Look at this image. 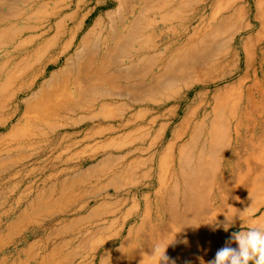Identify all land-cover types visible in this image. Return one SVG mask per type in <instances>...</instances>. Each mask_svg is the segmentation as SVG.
I'll return each mask as SVG.
<instances>
[{"label":"crops","instance_id":"crops-1","mask_svg":"<svg viewBox=\"0 0 264 264\" xmlns=\"http://www.w3.org/2000/svg\"><path fill=\"white\" fill-rule=\"evenodd\" d=\"M188 4L187 0H0V52L13 59L24 45L28 60L42 56L46 61L41 73L44 84L51 82L48 88L73 84L76 89L63 97L68 105L54 111L50 133H44L50 137L48 144L54 139L42 150L48 163L44 179L35 180V163L32 168L29 163L25 183L0 184V253L11 247L30 250L50 241L61 251L71 243L66 240L70 234L86 236L80 241L92 252L99 245L109 250L115 237L124 235L121 221L140 224L145 198L149 205L166 204L155 190L164 172L172 179L183 140L176 118L181 104L171 95L185 93L184 83L194 77L195 49L189 30L195 27V13L205 8L199 5L195 10L193 2ZM194 98L184 100L190 101L186 108L194 109ZM27 157L31 158L29 152ZM111 172L115 184H104L107 189H102L99 181ZM68 173L74 176L67 177ZM96 186L99 190L93 193ZM113 188L126 190L124 196L109 197L106 191ZM99 194L104 195L101 202L95 201ZM135 208L137 217L132 214ZM96 219L104 222L102 227L82 233V222ZM48 222L55 225L37 235ZM251 223L264 227V209ZM232 234L222 236L216 248L226 246ZM198 260L209 264L210 252L204 251Z\"/></svg>","mask_w":264,"mask_h":264},{"label":"rangeland","instance_id":"rangeland-1","mask_svg":"<svg viewBox=\"0 0 264 264\" xmlns=\"http://www.w3.org/2000/svg\"><path fill=\"white\" fill-rule=\"evenodd\" d=\"M187 2L189 3L188 5H191L193 2L195 10L198 9L199 5H203V7H205L203 12L200 13V11H198L195 13V27L189 30V36H192L191 38H193V45L195 49L194 77L189 79V84L184 83L185 93L180 94V92L176 93L173 91L171 99L173 98L172 101L178 102L179 105H182H180V108H178L176 112V118L178 120L177 122H179L180 128L182 127L183 122L182 117L186 113L195 111L196 109H200V112L196 114L197 118L195 117L194 124L191 128L199 124V119L203 116V114H205L209 121H213L218 115L224 120L225 123L222 126L226 127L228 129V133L230 132V134H228L226 140H221L220 143L216 145V150H214L216 160L212 163L215 162L214 165H222L225 163L228 169L230 168L233 170L230 173V177H224L228 174V172H226L224 176L218 175L214 177L216 174L213 173L214 167L212 166V169L209 170V174L205 173L201 177L203 180L202 185H200V187L203 188L201 190L202 202L199 204H189L187 201L190 197L184 200V188L182 187V184H180L181 182L177 180V177H179V175H176L177 169L173 171L172 179L170 176L167 178L164 172L162 183L155 190V195L160 200L163 196L170 192L168 195H173V199L180 202L179 209L176 205L178 202L174 204L169 202L163 204L164 209L167 211L161 212V210L158 209V202L156 204L149 205L146 204L149 200L145 198V210L149 209L150 215L152 216L151 220L149 222L147 221L146 225L142 229L139 228L142 223L141 220L140 224L138 221H134L133 223H136L133 226L129 224L128 220L124 222L121 221V224L123 223L121 227L122 230H124V235L121 237H115L114 243L109 246V250L105 245H99L98 251L92 252L89 247H86V245L82 244L80 241H85L86 236H83L82 238L79 234H70L66 237V240H70L71 243L67 244L66 247H63L61 251L57 245L52 243V241L48 242L46 246H32L30 250L22 246L11 247L7 249L8 251L6 250L5 252L0 253V264H64V261H66L67 264H132L133 255L138 252L137 250H143V248H132V255H128L129 252H127V249L125 251L121 249L124 244H122V242L127 235H133L138 230L144 241L145 237L147 238L145 245L150 247L156 244V234L160 235V231L152 232L153 228L163 229L165 233L167 232L171 235L170 240L172 235L176 232V242L173 243V246L180 249L182 248L185 251V255L181 256L180 254H177L175 257L167 255L171 261L175 262V264H202V262L198 260V257L199 255L201 256L204 251L210 252L208 246L205 245L207 248L204 247L201 250H193L194 253L191 254V256L186 254L185 246L188 245L190 240L194 239L195 241H198L204 236L202 218L207 213L214 212L215 209L219 208L218 205L221 202H219V200H214L216 199V196L218 198L221 196L223 200L226 199V201L230 202L232 199L236 200V180L238 177H243L245 175L247 176V185L251 186L254 184L257 188L256 190L247 193L245 196L247 203L250 204V208L245 210L243 207H237L232 214H227L229 215V220L233 218V221L227 231H225L223 227L213 231V225L211 224V233L209 235L211 236L210 255L212 260L215 258V254L218 251L216 244L222 236L231 235L232 233L245 228L248 229V227H244V224L247 223L246 225L251 226V219L260 215V212L264 209V207H260L261 209L255 211L254 214H252L251 210H254L257 201L260 199L264 200V172H262L263 165L260 161V155L263 152L262 144H264V119L262 118L259 121V124L261 125L259 131L252 128L256 127L254 122H252V127L247 124H245L244 127H241V130L239 131L242 134L246 133V143H244L241 150L234 152L232 150L235 144H238V140L235 139V136L232 133L235 130V127L238 126L237 119H233L235 111L234 109L233 111L230 110L228 107L227 110L225 108V110H221L223 113L221 111L220 113L215 108H218V101L226 98L228 95H231V98L235 99V97H239L238 93H242L241 91L245 92L246 89L248 90V87L250 88L255 83H262L264 79V72L260 71V62L264 57V30L262 29L263 25L260 24L259 21H256L257 17L255 10V3L257 7V2L261 3L262 0H239V7L237 8H240V12L237 14L234 13V10L229 12V14L228 12L218 14V12L222 11L225 6L228 7L232 0H187ZM234 15L240 19V23L238 25L224 26L221 24L224 17L230 19ZM199 22H205L210 26L209 28H201L198 25ZM234 36L235 38L232 39ZM258 39L261 40V42L259 45H256V41ZM251 41H253L256 45V54L253 59H251L254 60V62L248 60L246 54L250 51V47H248L246 51L243 49ZM18 49L20 53H15L13 55V59L9 55L2 54L4 52H0V184L11 180L18 181L19 183H25L27 181V166L29 163L31 168L33 163H35V180L38 181L44 179V168H48V163L42 158V150L46 147L49 148V144L52 140H54L51 138V141L48 144L50 137H48V135L47 137H44V133H50L49 128L51 126L49 123L51 121L50 117L55 115L54 106L57 105L55 111L59 110V103L64 105L62 107L65 108L68 104L63 97L66 98L69 96L68 90L70 93L75 91V86L73 84L70 85L72 86L70 88L66 84H64L62 88L58 87L59 84L52 86V88H48L51 85L50 82L45 85L42 82L43 75L37 76L42 74L41 71L43 70L46 61L42 60V56H36L34 60H28L26 58V53H23L22 51V49H24V45H20ZM33 53L34 52H31L30 54ZM247 61L248 63L250 61V64H246ZM57 65L58 64H55V66ZM30 67H32V71H28V73L24 72ZM180 82H182L181 79L179 80V83ZM194 82L195 85L192 87ZM6 83L9 84L6 85ZM242 83L243 89L236 91L239 90L238 88ZM171 87L172 86L170 85L169 89H171ZM180 87L183 88L184 86ZM187 88H189V90ZM26 89H29V91ZM22 90H26V93H20ZM55 92L60 95V99L57 96L58 94ZM193 95L195 97L194 109H191L190 107L186 108L185 103H190V101L184 100L187 97L190 99ZM43 97H53L55 99L53 100L54 102H52V105L49 104L40 106ZM162 103L165 104L166 101ZM243 106L244 105L241 104L240 109H242V111L239 112L240 114L248 112L243 108ZM237 113L238 110H236V114ZM182 139L184 141L182 140V142H180L179 156L182 147L188 148L190 142L188 137H182ZM44 141L45 145H48L44 146ZM224 146H227L230 150H226V147ZM28 152L31 154V158L29 157V160H27ZM251 153H254L255 158ZM178 163H180V160H178ZM256 163H258L259 166L253 169ZM248 169H252V171L245 172ZM70 176H74V173L67 174V177ZM46 179L49 178L47 177ZM52 179H58V177H52ZM118 180L121 181L122 179L119 178ZM99 182L103 186L102 189H107L106 185H112L116 181H113V175L111 172L110 174H106ZM96 188L97 186L92 189L93 193L99 190V188ZM113 189L114 190L108 189L106 192H109V197L115 199L124 196V191H126L121 190L120 192H117L115 188ZM86 190L91 189L88 188ZM180 193L181 195L179 196ZM177 194L178 196H176ZM103 197V194H99L95 197V201L101 202ZM166 200L171 201L169 199ZM176 208L178 209V213L174 212V209ZM115 209L117 213L116 215L118 216L120 214L118 213L120 212L118 206H116ZM135 210L136 208L132 214L134 217H137L138 211ZM235 215L249 216V218L246 219L244 217V219L240 216L235 217ZM70 216L72 215L68 213L67 217L69 218ZM129 217L130 215L127 216V219H129ZM119 218L121 219L122 216ZM221 222L226 223V218L218 217L213 223ZM67 224H69V221H67ZM103 224L104 222L101 219L89 222L83 221L82 233L99 230ZM158 224H160V226H158ZM54 225L55 224L53 222H48L44 225V230H41V233L37 235L41 236ZM127 227L128 229H126ZM116 229L118 228L116 227ZM193 231L194 234L198 233L200 235H192ZM181 240H186L187 243H180L179 241ZM93 242L94 241H92V249L95 246L93 245ZM151 254L152 252H149L147 255L149 256V260L144 262L142 260L135 264H155L153 258L150 257ZM193 256L195 257L194 259Z\"/></svg>","mask_w":264,"mask_h":264},{"label":"bare ground","instance_id":"bare-ground-1","mask_svg":"<svg viewBox=\"0 0 264 264\" xmlns=\"http://www.w3.org/2000/svg\"><path fill=\"white\" fill-rule=\"evenodd\" d=\"M238 1L239 0H234V1L232 0V2L229 4V6L228 7L225 6V8L222 11H219L218 14L219 13H222V12H224V13H227L228 12V14H229V12H231L233 10L235 11L234 13L237 14L238 12H240V8H237V7H239L238 6L239 5ZM257 4L258 5L256 7V3H255L256 17H257L256 18V21H259L260 24L263 25L262 29L264 30V12H263V10H264V0H262L261 3H258L257 2ZM218 18H220V17H218ZM239 23H240V19L238 17H236V15H234L230 19L224 17V19H223V21H222L221 24H223L224 26L225 25L235 26V25H238ZM234 38H235V36L232 39H234ZM260 42H261V40L258 39L256 41V45H259ZM256 45H255V43L253 41H251L248 45H246L243 48L246 51L248 49V47H250V51H248L246 53L247 54V57H248V60L253 59V57L255 56V54H256V51H255ZM252 46H254V47H252ZM90 60H91V58H90ZM260 60H261V58H260ZM251 61L254 62V60H251ZM247 63H248V61L246 62V64ZM248 64H250V61H249ZM28 71H32V67L27 68V70L24 71V72H27L28 73ZM260 71L261 72H264V57L262 58V60L260 62ZM41 75L42 74H39L37 76H41ZM263 76H264V74H263ZM189 77H190V75H189ZM243 83H244V81H243ZM243 83L239 86V88H238L239 90H236V91H240V90L243 89ZM7 84H9V83H6V85ZM194 85H195V82L192 84V87ZM187 89L189 90V88H187ZM26 90L29 91V89H26ZM26 90H24V91L22 90L20 93H26ZM57 90H58V88H57ZM57 92H55V93H57ZM241 92L242 93H238L239 94V97H235V99L231 98V95H228L226 98L218 101V103H219L218 104V108H215L219 112L221 110H223V109L225 110V108L227 110L228 107L230 108V110L233 111V109H234V111H235V115L233 116V119L234 118L237 119L238 126L235 127V130L232 133L235 136V139L238 140V144H235V146H234V148L232 150L234 152H237L238 150H241V148L243 147L244 143H246V138H245L246 137L245 136L246 133L242 134L239 131V130H241V127H244L245 124L250 125L252 127V122H254L256 124V127H252L253 129L259 131V129L261 128V125L259 124V121L262 118L264 119V79H263L262 83H260V82L255 83L250 88L248 87V90L246 89L245 92L244 91H241ZM57 96L60 99V95L58 94ZM54 99L55 98H53V97L52 98H45V97H43V99H42V101L40 103V106H42V105H49V104L52 105V102H54L53 101ZM241 104L244 105L243 108L246 109L248 112H246L244 114H240L239 113L240 111H242V109H240L241 108ZM58 105H59L58 106V109L60 110L62 108V111H63L64 107H62V106H64V105H61V103H59ZM56 106L57 105L54 106V109L55 110H56ZM34 109H37V108H34ZM40 109H41V107H40ZM236 110H238V113L237 114H236ZM199 112H200V109H196L195 111H191V112L186 113L182 117V120H183V122H182V128H181L182 129V132L179 131V132H181V134H180V135H182L181 137H188L189 138V141H190L188 148L187 147H182V149L180 150V156H179L180 163H178L179 166H178V168H176L177 169V176L179 175V177L177 178V180L181 182L180 184H182V187L184 188V192H183V196L185 197L184 200L187 199L188 197H190V199H188V201H187V203H189V204L190 203L191 204H193V203L194 204H199L200 202H202V199H201L202 198V196H201L202 195L201 194L202 192H201V190L203 188H201L200 185H202V183H203L202 181L203 180H202L201 177L205 173L209 174V170L212 169V166L214 167L213 168V170H214L213 173L216 174V175H214V177L215 176H218V175L224 176L226 174V172H228V174H227L228 176L225 175L224 177L225 178H229L230 177V173L233 171L230 168L228 169L226 167L225 163L222 164V165H220V164L214 165L215 162L212 163L213 161L216 160V156L214 154V150H216V145H218L221 140H226V137L228 136V134H230V132L228 133V129L226 127H223L222 126L225 123L224 120L218 115L217 118L214 116L215 119L213 121H209L208 118L205 116V114H203V116L199 119L200 120L199 121V124H197V125L193 126V128H191V126L194 124L196 114L199 113ZM214 114H215V110H214ZM228 119H230V118H228ZM35 120H37V119H35ZM226 126H228V125H226ZM247 127H249V126H247ZM181 137H179V138H181ZM261 139H263V138H261ZM224 147H226L225 148L226 150H230V148H228L227 146H224ZM262 148H263L262 149L263 152L260 155V161H261V163L263 165L262 172H264V144H262ZM251 154L255 158L254 153H251ZM248 171H252V169H248L245 172H248ZM214 177H212V178H214ZM246 177H247L246 175L243 176V177H238V179L236 180V185H237V189H236L237 190V193L235 195L236 200L235 199L234 200L232 199V201L230 202V201H226V199L223 200V198L221 196L219 198L216 196V199H214V200L215 201L219 200V202H221L218 205L219 208L217 207L218 209H215L214 212H209L207 214L205 213L206 215L202 218L203 219V226H204V232H203L204 236L201 237L198 241H195L194 239L190 240L189 243H188V245L185 246L186 247V254H189L191 256V254H193L194 251L203 249L205 247V245L208 246V249L210 250V253H211V244H210V237L211 236H209V234L211 233L210 232V227L212 225L209 224V222L213 221L214 219H216L218 217L219 218H226L227 217L229 219V215H227V214H232L237 207H239V208L243 207L245 210H247V209L250 208V204L247 203L245 196H246L247 193L252 192V191L256 190L257 188L254 186V184H252L251 186H248L247 185V181H246V179H247ZM168 193H170V192H168ZM168 193L165 196L162 195L163 197L160 199V202H166L167 201L166 203H169V202H172L174 200V199L170 198L171 196H169ZM180 195H181V193L179 194V196ZM166 199H169L171 201H168ZM174 201H176V200H174ZM179 203L180 202H178L176 204L178 209H179ZM158 204H159L158 205V209H160L161 212H166L167 211L163 207L164 206L163 204H165V203H162V206H161V203H158ZM228 204H231V205H228ZM260 207H264V200H262V199H260L259 201H257V204L254 207V210H251L252 214H254L255 211L260 210L261 209ZM177 208L174 209V212L175 213H178V209ZM237 216H240L242 218L245 217L246 219L249 218V216L246 217V216H241V215H235V217H237ZM151 218H152V216L150 215L149 209H146L145 210V215L141 219L142 223L140 224L141 226L139 228L142 229L146 225V222L147 221L149 222L151 220ZM158 226H160V224H158ZM251 226L254 227L255 226L254 223H252ZM151 228H153V227H151ZM158 231H160V235L156 234L157 235L156 236L157 238L155 237L156 238V243H160V242L167 243L168 241H170V236L171 235L168 234L167 232L165 233L163 229H161V228H153L152 229V232H158ZM148 234H151V233H148ZM146 240H147L146 237H145V241L143 240V238L141 237V233L137 230V232L135 234H133V235H127L125 237L124 241L122 242V244L123 243L124 244L122 245L121 249H123L124 251L127 249V252H129L128 255H132L131 254V249L132 248H135V249L136 248L139 249L141 247L143 248V250L142 249L137 250L138 252L135 255H133L134 257L132 259V264L139 263L142 260H143V262L149 260V256H147V255L149 254V252H152V246L153 245L150 246V247L147 246V245H145L146 244ZM173 245L174 244L172 243V244H169L167 246V248L165 249V254L166 255L173 256V257L177 256V254H180L181 256L185 255V251L182 248L181 249L180 248H176ZM205 248H207V247H205Z\"/></svg>","mask_w":264,"mask_h":264},{"label":"clouds","instance_id":"clouds-1","mask_svg":"<svg viewBox=\"0 0 264 264\" xmlns=\"http://www.w3.org/2000/svg\"><path fill=\"white\" fill-rule=\"evenodd\" d=\"M226 220V223H213L214 219L209 224L213 225V231L221 227L227 231L233 218L229 220L226 217ZM175 233L167 243L160 242L152 246L150 257L153 258L155 264H175L165 254L167 246L176 242ZM179 242L187 243L186 240ZM233 244H235V247H233ZM209 264H264V227H250L246 230L234 232L226 246L216 252L215 258L209 261Z\"/></svg>","mask_w":264,"mask_h":264}]
</instances>
